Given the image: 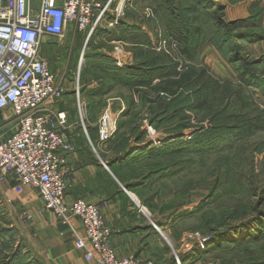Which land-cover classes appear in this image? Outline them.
Returning a JSON list of instances; mask_svg holds the SVG:
<instances>
[{"label":"rangeland","instance_id":"374dc122","mask_svg":"<svg viewBox=\"0 0 264 264\" xmlns=\"http://www.w3.org/2000/svg\"><path fill=\"white\" fill-rule=\"evenodd\" d=\"M133 1L123 20L141 32H130L128 26L118 27L117 33L98 30L86 46L82 42L79 84L90 98L89 122L107 114L109 122L116 123L117 131L104 151L106 157H119L136 146L163 153L145 159H137V152L130 154L114 171L122 186H134L130 192L136 212L143 214L139 220L160 227H154L157 232L153 240L160 248L153 247L152 264H169L172 259L177 264L181 257L185 258L180 264H253L258 258L263 260L259 264H264V225L260 223L264 219V0H209L200 20L216 25L218 32L187 36L188 53L182 50L184 36H173L175 30H168L164 16L169 15L176 28L183 15L180 9L196 8L199 0H169L167 11L163 0ZM256 12L259 19L254 25H232L247 21ZM258 21H262L259 26ZM194 25L200 28L199 20ZM253 34L263 36V40L240 39ZM113 42L120 43V55L127 65L145 61L159 64L157 59L162 57L163 64L177 74L188 71L199 76L194 93H190L192 87L178 90L176 100H185L188 105L174 116L162 114L167 109L165 104L175 102H168L170 97L163 94L160 97L164 100L149 107L136 94L132 101L129 96L133 93L121 86L111 88L108 96L100 92L110 85L109 79L87 62V57L112 56ZM243 67L250 72L254 85H244L239 78ZM77 68L74 63L71 71ZM194 94L202 95L206 106L188 108ZM147 98L155 99V95L148 94ZM117 99L126 105L123 111H119ZM213 114L227 124L236 123L238 129L224 132L217 140H204L201 135L215 125ZM259 115L261 122L263 118L261 128L250 136L254 125L260 123L256 120ZM198 140L205 142V148L194 152ZM172 146L176 148L170 152L164 149ZM17 189L37 194L32 187L0 178V264H30L21 252L29 232L28 198L20 197ZM260 197L263 200L256 219L254 210ZM215 239L219 241L213 244Z\"/></svg>","mask_w":264,"mask_h":264},{"label":"built area","instance_id":"2783aa9c","mask_svg":"<svg viewBox=\"0 0 264 264\" xmlns=\"http://www.w3.org/2000/svg\"><path fill=\"white\" fill-rule=\"evenodd\" d=\"M132 1L64 0L59 4L58 0H39L36 8L33 0H0V178L34 188L42 203L40 212L52 213L60 224L70 225L71 219H77L82 232L76 235L75 249L94 264L152 262L132 255L118 257L98 204L68 199L66 162L75 147L67 135L65 112L58 105L70 91L76 109L84 108L79 84L84 52L79 54L76 71L65 72L60 79L39 50L46 39L62 42L69 25L86 46L98 30H114ZM113 44L115 66L127 65L120 55V43ZM69 77L71 81H67ZM107 119L106 114L99 120L102 143L115 132V122L111 126ZM80 122L83 124L82 117Z\"/></svg>","mask_w":264,"mask_h":264},{"label":"crops","instance_id":"0c3cea01","mask_svg":"<svg viewBox=\"0 0 264 264\" xmlns=\"http://www.w3.org/2000/svg\"><path fill=\"white\" fill-rule=\"evenodd\" d=\"M63 1L58 0V3ZM106 1L104 0V3ZM38 2L39 0H33L36 8ZM110 14H112V8L109 11ZM124 26L132 25L127 19L122 18L111 32L117 33L118 27ZM82 42L84 45L82 36L76 32L73 25H69L62 42L46 39L42 42L39 53L41 58L48 62L51 71L61 79L65 72L73 73L71 70L74 68V63L78 65V53ZM109 57L112 59V56ZM71 80L72 78L69 77L67 81ZM69 88L70 85L67 86V89ZM134 95L133 93L129 96L132 101ZM82 98L84 108L80 112L76 109L74 96L70 91L64 94L61 104L58 105L59 109L65 112L67 135L71 137L75 147V152L68 156L66 162L67 197L69 200L83 198L98 204L105 223L111 229L112 242L118 257L132 255L145 262L153 263L152 249L160 248L156 240H153L157 232L154 227L159 229L160 227L139 220V216L142 217L143 214L136 212L135 200L132 199L133 193L124 188L113 174L122 164H111L116 157L111 159L105 156L104 151L113 138L104 143L99 141V120L102 116L90 123L88 112L91 111V102L85 90H83ZM124 100L128 106L127 98ZM117 102L121 105L119 111H123L126 105L124 106L121 99H117ZM80 117L83 118V124L80 122ZM116 130L115 123V132ZM108 177L112 181L106 179ZM27 193L24 191L23 196L24 199L28 198L29 232H26L24 236L25 245L21 252L27 255L30 264H94L84 259L83 251L75 249L76 235L82 232L79 221L73 218L70 220V225L60 224L52 213L40 212L42 203L37 194Z\"/></svg>","mask_w":264,"mask_h":264},{"label":"trees","instance_id":"16d2710c","mask_svg":"<svg viewBox=\"0 0 264 264\" xmlns=\"http://www.w3.org/2000/svg\"><path fill=\"white\" fill-rule=\"evenodd\" d=\"M162 3H163V6H165L164 9L167 11L169 8L168 5L171 2H169V0H163ZM209 4H210L209 0H201V1L199 0L196 4V8L193 7L191 9H189V8L182 7L180 9V11L183 13V15L180 16L179 26H176V28H174L175 24L171 21L170 16L165 14L164 18L166 19V22H167L166 24H167L168 30H170V32H172L173 29L175 30V32L171 33V34L173 36L175 35V37L176 36H184L183 38L185 39L184 40L185 47L182 49L183 52H185V53L190 52L191 47L188 46L189 42L187 40V36L199 35V34H204V33H208L210 35H215L218 32L216 25L212 26L211 22H209V21L202 23V21L200 20V15L202 13V10L205 11L206 9H208ZM199 8H202V9L199 10ZM165 10H163V12H166ZM185 12H186V15H184ZM257 13L258 12L251 13V17L249 19H247V21H245V22L233 23L232 25L241 26V25H244L246 23H251V25H254L257 18L259 19V16H257L258 15ZM197 20H199V22H200V28H196L197 26L194 25V23ZM217 22H218V20H217ZM261 22L262 21H258L257 25L259 26L261 24ZM218 23H220V22H218ZM127 29L130 32L131 31L137 32V33L141 32V30L139 28L134 27V26H128ZM131 34H133V33H131ZM253 36L254 37L242 35V36H240V39L250 40V41L253 40L254 42H258V41L263 40V36H261L259 34H253ZM163 59L164 58H162V57H158L157 61H160L159 64H156V62H154V61H145V62H142L140 64L134 63V64L124 66L122 68H118L115 66L113 59H111L109 56L103 55V54H93V55L87 57V62H89L94 68L99 69V71H101L104 74V76H106L109 79L110 85L105 87V88H102L101 91L99 90L104 95H106L111 90V88H113L114 86H121L123 88L129 89L132 93L136 94L139 99H142V100L144 99L145 101H147L148 102L147 104L149 105V107H152V105H154L155 103H158L161 100H164L163 98L160 97V94H163L165 96L170 97L168 102H171V101H173V102L175 101V102L173 105H171L169 103L165 104L167 109L162 110L161 111L162 114L172 113L175 116V114L177 112L180 113L182 111L183 107H186L188 105V104L185 105V103H186L185 100L184 101H177L176 100V96L178 95L177 94L178 90L182 89V88H191L192 87V89L190 90V93H194L195 86H196L195 84H198L200 77L196 76L193 72H188V71H186L183 74H177L175 72L174 68L165 66L163 64V62H162ZM245 65H247V64L244 63V66ZM243 69H242V71H240V75H239V78L241 79L243 84L247 85V86L254 85L255 82H254L253 78H251L252 76L250 75V72L248 70H246L244 67H243ZM174 76L175 77L177 76V78H175ZM195 78H196V80H195ZM155 80H157V81H155ZM154 81H155V83H153ZM185 90H187V89H185ZM148 94H154L155 99L147 98ZM201 96L202 95H200V94H194V98H192V100H191L192 103H190V106L188 108L196 107V106L198 108H203L204 106H206V104L204 103L205 99L200 98ZM180 97H182L181 94H180ZM191 109H194V108H191ZM207 114H208V112H207ZM211 118L215 122V125L212 126V129L207 130V132H205L203 135H201L204 138V140H208V141L217 140L222 135H224V132L229 133V132H232V131L238 129V127H236V125H235L236 123H233V125L227 124V122L223 121L220 117H218L215 114H213L211 116ZM256 120L257 121L260 120V123H257L254 125L255 128H253L252 133H251V131L249 132L250 136L253 135L254 131H256V130L258 131V129L261 128V123L263 122V118H262V122H261V117L259 115L256 117ZM116 129H117V127H116ZM204 144H205V142L201 141V140L194 142L193 148L196 149V150H194V152L203 151L205 148L203 146ZM136 147L137 148H135V149L134 148H128L127 150H125L121 155H119V157H116L111 162V164H115V163L120 164L121 162H123L127 159L128 155L136 153V152L138 153L137 159L151 158L150 155H153V154H155L158 157L163 156V153L161 152V150H157L156 152H153L152 149H145L144 147L138 148V146H136ZM175 148H176L175 146H172V147H168V148H164V149L167 150V152H170L169 151L170 149H175ZM171 152L178 153L179 151L176 152V150H172ZM148 153H150V154L148 155ZM159 167H162V166H159ZM113 174L116 177V172L115 173L113 172ZM120 182L122 183V181H120ZM139 186H140V184H139ZM124 188H126L128 191H132L134 186L124 185ZM15 191L18 192L17 194L20 197L23 196V192L21 191V189H17ZM13 192L14 191H12V193ZM261 200H263L262 197H260L259 201L256 204V209L254 210V212L256 214L255 215L256 219H257V216L259 215V211L257 210V208H258V204ZM260 223L263 226L264 225V219H261ZM237 228H239V227L230 228V230L231 229L235 230ZM228 232L229 231H227L224 234H227ZM224 234H221L220 237H222ZM218 241L219 240L215 239L213 244L217 243ZM240 243H247V241H245V242L240 241ZM189 254H187V256H189ZM183 258H185V257H181V259H179L180 262H183ZM255 259H257V258H255ZM258 259L260 260L262 258H258ZM258 259L255 262H253V264H255V263L259 264L263 261V260L258 261ZM169 264H176V263L172 259L169 262Z\"/></svg>","mask_w":264,"mask_h":264},{"label":"bare ground","instance_id":"6f19581e","mask_svg":"<svg viewBox=\"0 0 264 264\" xmlns=\"http://www.w3.org/2000/svg\"><path fill=\"white\" fill-rule=\"evenodd\" d=\"M110 125H111V126L113 125V121H112V120L110 121ZM196 257H197V256H196ZM177 264H180V262L178 261Z\"/></svg>","mask_w":264,"mask_h":264}]
</instances>
